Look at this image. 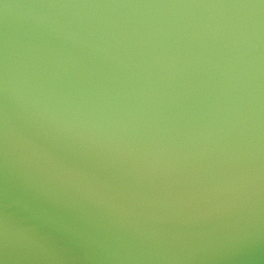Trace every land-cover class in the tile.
<instances>
[{"label": "water", "instance_id": "95a60500", "mask_svg": "<svg viewBox=\"0 0 264 264\" xmlns=\"http://www.w3.org/2000/svg\"><path fill=\"white\" fill-rule=\"evenodd\" d=\"M0 264H264V0H0Z\"/></svg>", "mask_w": 264, "mask_h": 264}]
</instances>
